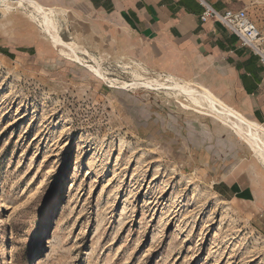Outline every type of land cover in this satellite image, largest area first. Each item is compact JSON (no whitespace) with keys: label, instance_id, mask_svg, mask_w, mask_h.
I'll return each mask as SVG.
<instances>
[{"label":"rangeland","instance_id":"1","mask_svg":"<svg viewBox=\"0 0 264 264\" xmlns=\"http://www.w3.org/2000/svg\"><path fill=\"white\" fill-rule=\"evenodd\" d=\"M228 1L264 36V0ZM57 18L107 76L159 74L117 56L88 19ZM36 23L0 9V263L264 264V216L214 185L264 197L251 147L163 90L61 56Z\"/></svg>","mask_w":264,"mask_h":264},{"label":"crops","instance_id":"2","mask_svg":"<svg viewBox=\"0 0 264 264\" xmlns=\"http://www.w3.org/2000/svg\"><path fill=\"white\" fill-rule=\"evenodd\" d=\"M37 1L48 7L57 5L68 16L72 12L76 18L88 19L96 34H106L105 44L117 56L129 55L148 70L199 83L264 125V64L260 57L222 22L201 18L206 4L224 10L230 8L228 0ZM214 185L222 195L251 202L264 216V197L253 195L250 187L226 178Z\"/></svg>","mask_w":264,"mask_h":264},{"label":"bare ground","instance_id":"3","mask_svg":"<svg viewBox=\"0 0 264 264\" xmlns=\"http://www.w3.org/2000/svg\"><path fill=\"white\" fill-rule=\"evenodd\" d=\"M0 9L5 16L11 18H14V13H19L20 11L28 14L31 19L37 22L36 24L41 26L44 33H46V36L48 35L47 37H49L51 43L61 56L72 61L88 65L97 76L109 81L112 85L119 84L123 88L145 87L154 90H163V92H165L169 97L178 101L180 100V103L183 106L196 109L197 111L213 116L215 119L222 122L232 132L244 140L254 152V160L252 164L255 166V177L257 178L254 180L256 181L255 186L258 187L257 191L261 192L264 196L263 124H260L255 120H251L241 111L224 102L209 88L199 83L179 78L168 73H157L158 75L156 78H150L149 76L147 77L138 72L142 69L140 64L139 66L141 69L133 72L134 76L132 78V82L107 76L97 56L93 55L83 44L77 42L76 40L66 41L63 39L62 35H60L57 15L58 13L64 14L65 10L63 9H60L61 11H59L56 7L53 8L45 6L37 0H0ZM86 56L96 63V68H94L92 64H88L89 61L86 59ZM135 63L134 66L136 65ZM136 68H138V66ZM258 164L262 165L258 166ZM4 200L5 198L2 197L0 200V206L4 204ZM4 255L7 257L8 253L7 249L2 247L1 258H3ZM0 264H4V262Z\"/></svg>","mask_w":264,"mask_h":264},{"label":"built area","instance_id":"4","mask_svg":"<svg viewBox=\"0 0 264 264\" xmlns=\"http://www.w3.org/2000/svg\"><path fill=\"white\" fill-rule=\"evenodd\" d=\"M205 3V2H204ZM202 14V20L207 17L222 22L234 32L244 46H249L261 59L264 64V36L257 23L248 15L245 9L218 10L209 4Z\"/></svg>","mask_w":264,"mask_h":264}]
</instances>
